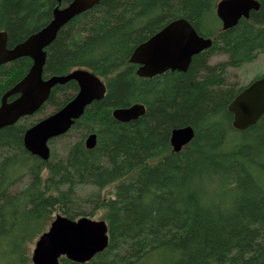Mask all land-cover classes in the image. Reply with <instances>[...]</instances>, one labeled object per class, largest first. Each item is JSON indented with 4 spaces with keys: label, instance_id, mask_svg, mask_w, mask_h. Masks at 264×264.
<instances>
[{
    "label": "trees",
    "instance_id": "1",
    "mask_svg": "<svg viewBox=\"0 0 264 264\" xmlns=\"http://www.w3.org/2000/svg\"><path fill=\"white\" fill-rule=\"evenodd\" d=\"M216 2L99 0L58 30L45 48L43 75L87 68L106 77L107 92L75 120L71 129L81 134L61 156L53 149L47 160L31 154L23 133L44 106L57 109L73 96V80L53 86L33 116L0 128V264H31L26 243L54 213L75 219L99 210L106 248L86 262L60 257L59 264H264V114L234 129L227 105L241 87L226 85L229 68L264 51V0L226 30L213 12ZM56 4L0 0L7 44L44 26ZM176 18L214 36L209 52L222 51L226 60L209 65L203 52L184 72L137 76L128 62L133 48ZM30 65L25 56L0 65V98ZM135 102L145 105L138 118L112 117L113 108ZM183 125L194 128V137L172 151L170 130ZM89 132H97L91 149L83 142ZM112 183L113 195L104 199L101 190Z\"/></svg>",
    "mask_w": 264,
    "mask_h": 264
},
{
    "label": "water",
    "instance_id": "2",
    "mask_svg": "<svg viewBox=\"0 0 264 264\" xmlns=\"http://www.w3.org/2000/svg\"><path fill=\"white\" fill-rule=\"evenodd\" d=\"M51 10V19L42 27L10 48L6 47L7 35L0 31V65L19 57H29L31 65L25 75L8 89L0 104V128L13 124L22 116L34 114L48 99L51 88L73 80L78 90L59 109L50 112L29 126L23 134V145L31 154L47 160L50 156L49 141L63 135L93 100L102 98L105 86L98 75L87 68H75L65 75H43L46 60L45 48L54 40L58 30L75 15L91 8L99 0H71L61 5V0ZM259 9L258 0H218L215 13L226 30L240 18H248L251 11ZM212 45V38L200 35L185 18H176L137 45L128 58L129 63L139 64L136 74L151 77L168 69L185 71L191 57ZM17 95L7 102L6 98ZM234 129L244 130L255 124L264 114V74L250 81L228 103ZM145 112L142 103L112 110L114 119L127 122ZM194 137L191 125L174 127L169 142L172 151H179ZM96 134L84 140L87 149L96 144ZM108 231L103 219L89 216L75 219L56 214L48 228L42 232L31 255L32 264H59L60 257L74 262H86L106 248Z\"/></svg>",
    "mask_w": 264,
    "mask_h": 264
},
{
    "label": "rangeland",
    "instance_id": "3",
    "mask_svg": "<svg viewBox=\"0 0 264 264\" xmlns=\"http://www.w3.org/2000/svg\"><path fill=\"white\" fill-rule=\"evenodd\" d=\"M213 12L215 13V7H214ZM207 56H208V63L212 66L213 65L215 66L216 64H219L222 61H225L227 58V55L225 53H223L222 51L221 52L220 51H213V52L208 53ZM258 74L259 75L264 74V51L258 52L252 61L244 63L240 67L229 68L227 70V74H226V85L228 88H233L234 90H237L241 86L248 84ZM101 79L104 82L106 81V77H101ZM58 97H60V96H58ZM53 109H54L53 106L47 104L46 106H44L42 112L34 115L31 118H28L27 120L32 122L33 120H35L39 117H43L46 114L50 113ZM80 134H81V132L79 130H77L75 128L70 129L64 136L56 137L51 141L50 150L53 149V151L55 153H58L59 156L63 155L64 148L66 147L67 143L77 139L80 136ZM233 134H238V133L235 132ZM24 182H26V180H25V178H22L20 181H18L17 185L14 186L13 189H18L19 187H21L23 185ZM115 183H117V182H115ZM115 183H112V184L108 185L107 187H105L104 189L101 190V195L104 199H107L113 195ZM87 190H89V188L81 189L80 193L83 194ZM101 213H102V211L99 210L91 218H93L95 220H99V219H101ZM55 215L56 214L54 213L53 217ZM50 222L51 221H49V223ZM49 223L46 225L45 230L48 228ZM38 236L34 240H32L31 242L26 243V252H27V255L29 257V262L31 264H32L31 255H32V251L34 249L35 242H36Z\"/></svg>",
    "mask_w": 264,
    "mask_h": 264
},
{
    "label": "flooded vegetation",
    "instance_id": "4",
    "mask_svg": "<svg viewBox=\"0 0 264 264\" xmlns=\"http://www.w3.org/2000/svg\"><path fill=\"white\" fill-rule=\"evenodd\" d=\"M65 4H66V3H65ZM65 4H63V5H65ZM61 5H62V4H61ZM215 14H216V13H215ZM216 16H217V15H216ZM217 18H218V17H217ZM218 19H219V18H218ZM166 24H167V23H166ZM220 24H221V21H220ZM164 25H165V24H164ZM164 25H163V26H164ZM163 26H162V27H163ZM162 27H161V28H162ZM161 28H160V29H161ZM160 29H159V30H160ZM159 30H157V31H159ZM157 31H156V32H157ZM156 32H154V33H156ZM154 33H153V34H154ZM153 34H151L150 36H152ZM150 36H149V37H150ZM149 37H147L146 39H148ZM209 37L212 38V44H213L214 36H209ZM146 39H145V40H146ZM145 40H143V41H145ZM143 41H141V42H143ZM141 42H140V43H141ZM140 43H138L137 45H139ZM137 45H136V46H137ZM12 46H13V45H12ZM12 46L8 45V44H7V40H6V47H7V48H10V47H12ZM136 46H135V47H136ZM135 47H134V48H135ZM211 47H212V45H211ZM211 47H209V48H211ZM134 48H133V50H134ZM209 48L206 49V50H202V51H200L199 53H197V54H200V53L206 52V58H205V61H206L207 64H209V63H208V56H207V55H208V52H209ZM133 50H132V51H133ZM212 52H213V51H212ZM131 53H132V52H131ZM209 53H210V52H209ZM197 54H195V55H197ZM19 58H20V57H19ZM191 58H192V57H191ZM17 59H18V58H17ZM15 60H16V59H15ZM12 61H14V60H12ZM12 61H9V62L4 63V64H8V63H10V62H12ZM132 64H133V63H132ZM133 65H135V71H134V72H135V74H136V70H137V68L139 67V64H133ZM209 65H210V64H209ZM213 66H214V65H213ZM174 71H179V72H180V70H171V69H168V70H166V71H164V72H162V73H165V72H174ZM181 72H184V71H181ZM162 73H159V74H162ZM159 74H155V75H153V76H156V75H159ZM24 75H25V74H24ZM136 75H137V74H136ZM261 75H263V74H261ZM261 75H260V76H261ZM137 76H139V75H137ZM153 76H151V77L139 76V77L146 78V79H150V78H152ZM99 77H100V76H99ZM258 77H259V76H258ZM258 77H256V78H258ZM100 79H101V77H100ZM253 79H255V78H253ZM253 79H252V80H253ZM19 80H20V79H19ZM19 80H18V81H19ZM101 80H102V79H101ZM252 80H251V81H252ZM18 81H17V82H18ZM102 81H103V80H102ZM67 82H68V81H67ZM67 82H65V83H67ZM74 82H75V81H74ZM65 83H63V84H65ZM75 83H76V82H75ZM103 83H104V86H105V94H106V92H107V82H106V81H105V82L103 81ZM76 84H77V83H76ZM59 85H60V84H59ZM246 85H247V84H246ZM246 85H244V86H246ZM12 86H13V85H12ZM12 86H11V87H12ZM244 86H241V88L238 90V92H239ZM11 87H10V88H11ZM10 88H8V89H10ZM52 88H53V87H52ZM52 88H51V89H52ZM8 89H7V90H8ZM7 90H5V91L3 92V94H4ZM77 90H78V85H77ZM77 90H76V91H77ZM76 91H75V93H76ZM238 92H237V93H238ZM75 93H74V94H75ZM237 93H236V94H237ZM3 94L1 95V98H0V104H1V102H2ZM74 94H73V95H74ZM105 94H104V95H105ZM236 94H235V95H236ZM235 95H234V96H235ZM16 96H17V95H11V96H8V97L6 98V101L9 102V101L13 100ZM234 96H233V97H234ZM72 97H73V96H72ZM72 97H71V98H72ZM71 98H70V99H71ZM70 99H69V100H70ZM69 100H68V101H69ZM231 100H232V99H231ZM231 100H230V101H231ZM230 101H229V102H230ZM45 102H46V101H45ZM45 102H44V103H45ZM65 103H66V102H65ZM65 103H64V104H65ZM135 103H139V102H135ZM64 104H63V105H64ZM131 104H134V103H131ZM131 104H127V105L122 106V107H126V106H129V105H131ZM63 105H62V106H63ZM143 105H144V104H143ZM62 106H60V107H62ZM88 106H89V105H88ZM88 106H87V107H88ZM144 106H145V105H144ZM60 107H59V108H60ZM87 107H86V108H87ZM40 108H41V107H40ZM59 108H57V109H59ZM86 108H85V109H86ZM57 109H53L51 112H53V111H55V110H57ZM113 109H114V108H113ZM113 109H112V110H113ZM38 110H39V109H38ZM38 110H37V111H38ZM112 110H111V115H112ZM37 111H36V112H37ZM36 112H35V113H36ZM35 113H34V114H35ZM34 114H32V115L22 116V117H20L18 120H16L13 124H15V123H17V122L23 120L24 117H27V116H33ZM48 114H49V113H48ZM46 115H47V114H46ZM46 115H45V116H46ZM43 117H44V116H43ZM112 117H113V116H112ZM40 118H41V117L35 119V121H34L33 123H35V122H36L38 119H40ZM113 118H114V117H113ZM115 120H116V119H115ZM231 121H232V120H231ZM74 122H75V121H74ZM127 122H128V121H127ZM33 123H32V124H33ZM123 123H125V122H123ZM13 124H11V125H13ZM32 124H31V125H32ZM73 124H74V123H73ZM31 125H30V126H31ZM7 126H8V125H7ZM183 126H184V125H183ZM71 127H72V126H71ZM178 127H181V126H178ZM192 128H193V127H192ZM26 129H27V128H26ZM26 129H25V130H26ZM70 129H71V128H70ZM70 129H69V130H70ZM193 129H194V128H193ZM69 130H68V131H69ZM171 130H172V129H171ZM171 130H170V133H171ZM66 133H67V132H66ZM66 133H64V134H66ZM91 133H95V134H97V132H89V133H87V135H88V134H91ZM23 134H24V133H23ZM194 134H195V130H194ZM87 135H86V136H87ZM86 136L84 137L83 142H84ZM58 137H59V136H58ZM53 139H54V138H53ZM53 139H51V140L49 141V147H50V142H51Z\"/></svg>",
    "mask_w": 264,
    "mask_h": 264
}]
</instances>
